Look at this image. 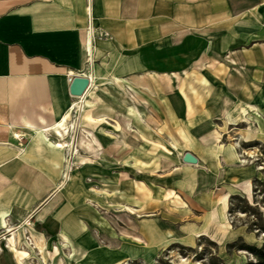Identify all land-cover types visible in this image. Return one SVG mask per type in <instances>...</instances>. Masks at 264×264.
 <instances>
[{
    "label": "crops",
    "instance_id": "crops-1",
    "mask_svg": "<svg viewBox=\"0 0 264 264\" xmlns=\"http://www.w3.org/2000/svg\"><path fill=\"white\" fill-rule=\"evenodd\" d=\"M89 24L92 35L87 32ZM208 58H228L238 65L228 71L214 69L223 94L216 98L215 89L209 96L204 90L196 94L193 80L180 90L179 76H194L196 70L206 67ZM75 75L89 77L81 96L68 90ZM196 84L204 88L206 83L200 80ZM117 85H125L131 98L135 93L136 99L130 100L136 114L145 97L157 113L160 105L166 109L163 117L168 119L163 120L179 125L182 136L196 127L195 138L204 144L206 159L192 149L182 152L197 158L196 164L188 165L200 169L196 194L220 187L211 193V201L205 199L208 210L193 234L212 236L218 243L246 236L245 243L258 245L252 231L233 229L224 216L230 194L251 196L250 180L256 172L253 167H241L242 161L231 147L217 142L225 133L223 128L204 125L210 117L221 124L237 125L247 115V126L236 128L237 138H264V130L254 120L259 109L264 110V0H0V183L7 197L0 205V226L11 236L15 233L6 221L7 212L13 210L9 187L13 183H48L47 173L63 172V153L71 148L68 141L73 132L77 130L72 143L75 152L99 156L102 145L95 125L114 122L111 108L115 105L107 93ZM239 91L247 98L234 114L230 109ZM225 93H231V99ZM73 110L79 111L81 120L79 116L69 120ZM118 126L113 140L123 143L124 131L135 129L129 118ZM26 134L30 135L27 142L21 140ZM204 159L207 167L201 168ZM50 179L51 183L57 181ZM225 179H230L228 184H223ZM167 197L173 199L171 190ZM65 228L66 224L55 227L64 242L68 241ZM45 229L43 223L33 224L37 234ZM187 231L190 236L192 230ZM149 234L154 240L155 230ZM11 236L0 243V264H17L14 253L10 263L6 258ZM36 236L34 247L40 239ZM133 236L143 240L141 235ZM58 253L56 245L48 250L51 264H64ZM124 262L117 259L110 264Z\"/></svg>",
    "mask_w": 264,
    "mask_h": 264
},
{
    "label": "rangeland",
    "instance_id": "rangeland-1",
    "mask_svg": "<svg viewBox=\"0 0 264 264\" xmlns=\"http://www.w3.org/2000/svg\"><path fill=\"white\" fill-rule=\"evenodd\" d=\"M206 60V67L196 70L194 76H179L180 90L193 80L196 94L204 90L205 95L209 96L213 93L212 89L217 91L216 98L218 94H223L216 83L218 81H215L219 78L214 75V69L225 67L228 71L231 66L233 68L238 65H232L228 58ZM200 80L203 83L205 81L204 88L196 84ZM207 89H211V92H207ZM107 94L115 105L111 108L114 122L111 121L105 127L95 125V134L102 145L97 158L88 157L83 151L75 152L72 143L77 137V130L69 135L73 125L71 121L67 124L71 148L65 149L63 153L64 171L47 173L48 183H13L9 187L8 199H13V210L7 212L6 221L15 233L11 236L5 227L0 226V243L11 236L8 242L11 251L6 252L8 262H11L14 253L17 264H51L47 253L54 245L58 247V255L63 258L64 264H74V261L77 264H110L117 259L125 261L122 264H210L214 257L225 264H239L246 260L248 253L245 250L226 249L230 240L218 243L212 236L193 234L202 225L201 217L208 210L205 201H211V193L220 187L214 186L204 195L200 191L196 194L198 188L194 187L201 185L198 180L200 169L188 166L181 160L182 152L187 149L195 150L205 158V146L195 138L196 127L189 125L191 128L194 126L191 133L182 136L179 125L163 120L168 119L167 116L163 117L166 109L160 105L157 113L145 97L142 109L137 107L139 113L136 114L130 100L136 99L135 93L134 98H131L125 91V85H117ZM225 94L231 99V93ZM246 98L247 94L239 91L230 112L235 114L237 107L243 105ZM259 110L254 120L257 128L262 131L264 110ZM78 116L81 120L79 111L73 110L69 120ZM246 116L239 119L237 125L221 124L220 120L206 118L208 123L204 127L223 128L225 133L217 142L224 147L230 146L235 156L242 161L241 167H253L255 178L264 181V138L244 141L239 136L237 138L235 133L238 128L247 126ZM123 118L130 119L135 131L125 130L123 143H120L118 138L113 140V132L117 131L118 125L121 126ZM29 138L30 135L26 134L21 140L27 142ZM205 159L201 168L207 167ZM33 176L35 174L32 172ZM49 176L57 180L56 183H51ZM229 180L225 179L223 184H228ZM232 180L236 181L234 177ZM179 184L185 185L184 188H180ZM175 189H180V192L174 194ZM5 190L0 183V205L7 199L3 195ZM170 190L173 199L167 197ZM208 194H211V198ZM231 195L234 194L227 197L224 213L226 223L233 229L244 227L248 230L247 225L256 221V213L251 210L242 212L240 208L244 201L254 205L252 188L251 196L248 197L241 192L235 193L241 200L232 199L230 204ZM257 210L264 216L262 203H258ZM36 223H43L47 229L42 234L35 233L33 224ZM65 224L68 241L64 242L55 227H63ZM151 229L155 230L154 240L150 238ZM189 229L192 230L190 236L187 234ZM252 233L261 242V237L255 235L254 231ZM134 234L141 235L143 240L135 239ZM35 235L40 238L35 242L36 247ZM240 238L243 242L248 240L246 236ZM37 242L41 247L37 246ZM22 248L28 251L25 256L18 254L19 250H24Z\"/></svg>",
    "mask_w": 264,
    "mask_h": 264
},
{
    "label": "trees",
    "instance_id": "trees-1",
    "mask_svg": "<svg viewBox=\"0 0 264 264\" xmlns=\"http://www.w3.org/2000/svg\"><path fill=\"white\" fill-rule=\"evenodd\" d=\"M259 196V199H258ZM232 199L241 200L238 195L230 196V204ZM243 201V200H242ZM242 203L240 210L245 212L246 210H251L256 213V221H251L247 225L249 231H254L255 235L261 237V242L259 245L248 244L242 241L240 237L236 240L227 243L226 249L229 251L231 248L242 249L248 253V258L240 264H264V216L261 215L260 211L257 210L258 203L264 205V181L254 178L252 181V202L254 205L248 204L246 201ZM230 208V206H229ZM210 264H225L218 257L211 258Z\"/></svg>",
    "mask_w": 264,
    "mask_h": 264
},
{
    "label": "water",
    "instance_id": "water-1",
    "mask_svg": "<svg viewBox=\"0 0 264 264\" xmlns=\"http://www.w3.org/2000/svg\"><path fill=\"white\" fill-rule=\"evenodd\" d=\"M89 85V79L85 75H75L71 77L68 86L69 93L73 96H81ZM181 160L188 164H196L197 158L189 151H185Z\"/></svg>",
    "mask_w": 264,
    "mask_h": 264
},
{
    "label": "bare ground",
    "instance_id": "bare-ground-1",
    "mask_svg": "<svg viewBox=\"0 0 264 264\" xmlns=\"http://www.w3.org/2000/svg\"><path fill=\"white\" fill-rule=\"evenodd\" d=\"M64 145H67V144H64ZM2 223H4V222L2 221ZM7 225H8V224H7ZM14 244H15V242H14ZM10 246H11V245H10ZM14 246H15V245H14ZM37 246H38V247H41V244L37 242ZM12 249H13V248H12ZM20 249H21V248H20ZM18 254H19L20 256H25V255L27 254V252H26V250H19Z\"/></svg>",
    "mask_w": 264,
    "mask_h": 264
},
{
    "label": "built area",
    "instance_id": "built-area-1",
    "mask_svg": "<svg viewBox=\"0 0 264 264\" xmlns=\"http://www.w3.org/2000/svg\"><path fill=\"white\" fill-rule=\"evenodd\" d=\"M87 32L89 35H92V33H93V28L91 27L90 24L87 26ZM86 54H87V57L89 58V51L88 50H87ZM88 79H89V77H88Z\"/></svg>",
    "mask_w": 264,
    "mask_h": 264
}]
</instances>
